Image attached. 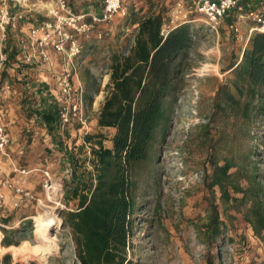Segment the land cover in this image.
Wrapping results in <instances>:
<instances>
[{"label":"rangeland","instance_id":"1","mask_svg":"<svg viewBox=\"0 0 264 264\" xmlns=\"http://www.w3.org/2000/svg\"><path fill=\"white\" fill-rule=\"evenodd\" d=\"M180 1L182 13H176V24L188 21L195 36L180 75L183 79L179 82L166 134L157 149L155 175L145 172L140 175L139 192L143 203L135 216V247L129 250V257L132 264H209L211 252L217 254L212 258L213 264H264V237L256 234L245 218L250 202L224 203L220 189L208 186V174L212 173L210 153L217 148L221 156L225 147L231 144L236 152L257 145L260 151L256 164L264 173V135H257L264 129V124L251 125L226 119L215 112L214 107L220 85L231 77L228 69L236 59H241L248 44L246 40L252 35L249 32L251 23L249 20L238 22L244 36V40L239 41L230 28L236 21L234 14L214 31L200 13L190 16L193 12L190 0ZM168 2L123 0L125 14L114 16L106 28L101 26L88 37H80L86 50L78 62L74 81L84 88L88 97V128L79 130L75 124L54 135L36 114L31 113L44 96L43 93L41 97L37 90L41 86L49 92L54 88L46 64L26 65L11 59L0 68L2 81H10L16 89L6 101L0 97V105L6 109L7 128L13 138L12 155L20 164L34 169L28 175L12 176L15 181L25 179V186L31 190L33 198L15 208L13 195L8 192V203L0 212V264L7 253L14 262L35 260L39 264H77L73 241L68 230L62 227L67 166L64 151L58 144L73 149L83 142L86 129L100 131L95 117L105 99L110 56L114 49L129 42L134 27L128 24V19L132 15L136 18L160 10L173 14L176 2L173 5ZM167 3L168 7H165ZM30 16L41 18L42 14L31 12ZM98 30L106 34L101 39L95 37ZM11 38L17 40L15 36ZM92 41L98 44L94 50L88 47ZM104 132L111 130L104 129ZM45 170L52 177L48 187L43 186ZM231 194L242 196L234 191ZM212 204L218 206L220 219L225 223L222 227L224 240L219 244L214 243L213 236L208 233H200L209 222ZM68 207L75 205L71 203ZM47 212L56 215L60 223L47 228L43 236L36 230L33 217ZM5 236L14 242L11 245H21L23 241L31 245L57 243L58 249L43 259L35 255L16 256L14 250L8 248L11 245L3 244Z\"/></svg>","mask_w":264,"mask_h":264},{"label":"trees","instance_id":"2","mask_svg":"<svg viewBox=\"0 0 264 264\" xmlns=\"http://www.w3.org/2000/svg\"><path fill=\"white\" fill-rule=\"evenodd\" d=\"M193 14L196 12L190 16ZM169 19L164 10L128 19L134 30L129 42L111 53L105 99L97 119L100 131L87 132L73 149L58 144L67 166L62 227L73 241L77 264H132L129 250L135 247V216L143 203L140 175H155L157 149L166 134L183 79L180 75L195 36L188 21L163 33ZM97 45L92 41L88 47L94 50ZM3 50L8 54L5 65L17 60L18 40L9 38ZM228 71L231 77L218 89L215 112L235 122L264 124V30L252 32L241 59H236ZM37 92L42 97L43 86ZM31 113L50 133L61 131L53 101L43 96ZM259 134L264 135V129ZM225 148L221 156L217 148L209 155L212 173L208 174V186L220 189L224 203L248 200L245 218L256 234L264 237V173L256 164L260 148L246 146L240 152L232 144ZM232 191L242 196L232 195ZM71 203L75 207H68ZM218 209L212 204L209 222L205 230H200L213 236L216 244L224 240L225 225ZM2 242L6 246L14 244L7 236ZM214 256L217 254L210 252L209 264H213ZM2 264L39 263L14 262L7 253Z\"/></svg>","mask_w":264,"mask_h":264},{"label":"built area","instance_id":"3","mask_svg":"<svg viewBox=\"0 0 264 264\" xmlns=\"http://www.w3.org/2000/svg\"><path fill=\"white\" fill-rule=\"evenodd\" d=\"M76 1V0H75ZM31 0H0V68L5 66L8 54L3 50L9 38L17 37L20 54L17 61L26 65L49 64L57 62L51 72L54 88L44 90V97H49L58 110L60 129L77 124L79 130L88 128L89 108L84 88L76 84L74 77L80 58L85 52V46L80 37H88L90 33L109 22L118 14H125L123 0H102L98 11L77 12L69 0H55L54 5L48 9L41 18L32 17L28 5ZM193 12L204 16L209 28L218 31L223 22L234 14L236 21L230 24L239 41L244 40L241 34L239 21L249 20L253 24L249 27L250 34L254 30H264V2L257 5L250 0H190ZM182 13V3L176 2L173 14L163 28L167 33L178 21L176 13ZM187 16V14H185ZM105 36L103 30H98L95 37L101 39ZM247 38L246 43L249 41ZM23 51H22V50ZM27 49V50H26ZM53 70V69H51ZM0 69V97L6 101L16 89L10 81H2ZM49 92V93H48ZM5 107L0 105V212L6 207L7 196L10 192L13 207H20L29 202L32 192L25 186V179L15 181L14 174L28 175L34 169L19 163L12 155L11 145L13 138L7 128ZM89 130L86 129L85 133ZM23 151H21V154ZM43 186L51 184V175L44 171Z\"/></svg>","mask_w":264,"mask_h":264},{"label":"bare ground","instance_id":"4","mask_svg":"<svg viewBox=\"0 0 264 264\" xmlns=\"http://www.w3.org/2000/svg\"><path fill=\"white\" fill-rule=\"evenodd\" d=\"M33 218L35 219V226L37 227L36 230L43 236L47 228L53 227L60 223V219L56 215L49 212L36 215ZM8 248L13 249L16 256L22 255L31 257L30 255H35L43 259L46 258L50 252L57 251L58 244L43 243L31 245L28 241H23L21 245H11Z\"/></svg>","mask_w":264,"mask_h":264},{"label":"crops","instance_id":"5","mask_svg":"<svg viewBox=\"0 0 264 264\" xmlns=\"http://www.w3.org/2000/svg\"><path fill=\"white\" fill-rule=\"evenodd\" d=\"M74 5L77 12H85V11H98L99 10V0H69ZM253 1L254 5H257L259 2H264V0H250ZM55 0H31L28 7L31 10V12L37 13V14H46L48 12V9H50L54 5ZM250 26L253 24L252 21H250ZM136 26V25H134ZM47 68L50 70V73L54 71L55 67H59V69H62V66H58L57 62L46 64ZM44 66V65H43ZM53 69V70H51ZM99 115V111L96 113L95 120L97 121Z\"/></svg>","mask_w":264,"mask_h":264}]
</instances>
